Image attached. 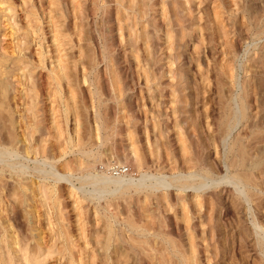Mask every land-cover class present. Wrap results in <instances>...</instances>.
Wrapping results in <instances>:
<instances>
[{
	"label": "rangeland",
	"instance_id": "rangeland-1",
	"mask_svg": "<svg viewBox=\"0 0 264 264\" xmlns=\"http://www.w3.org/2000/svg\"><path fill=\"white\" fill-rule=\"evenodd\" d=\"M0 142V264H264V0H0Z\"/></svg>",
	"mask_w": 264,
	"mask_h": 264
},
{
	"label": "bare ground",
	"instance_id": "bare-ground-1",
	"mask_svg": "<svg viewBox=\"0 0 264 264\" xmlns=\"http://www.w3.org/2000/svg\"><path fill=\"white\" fill-rule=\"evenodd\" d=\"M38 11V10H37ZM48 40V39H47ZM46 49V48H45ZM48 49V48H47ZM46 49V50H47ZM54 52V51H53ZM54 55V54H53ZM62 70V67L60 66V68H58V71H61ZM42 83V82H41ZM44 83V82H43ZM44 88V87H43ZM236 116V115H235ZM237 116H239V115H237ZM237 118V117H236ZM238 119V118H237ZM236 119V120H237ZM230 121V120H229ZM239 121V120H238ZM238 121H236L237 123H238ZM232 124H233V122H232ZM229 126V125H228ZM29 128V127H28ZM232 128H233V126H232ZM231 129V128H230ZM231 131V130H230ZM231 133V132H230ZM31 138V137H30ZM15 141L16 142H18V139H15ZM3 143V142H2ZM1 142H0V169H1V172H4L5 170H6V168H8V169H10V170H14V171H16L17 169H19L20 170V172L21 173H24L25 172V170L27 171V169L29 168V167H31V166H29L28 167V165H26V164H23V162H22V164L20 165H18V162H16L15 161V159L16 158H13V157H16L18 154H19V149L17 150L16 148H13L12 147V145H5V144H2ZM35 149V148H34ZM35 151V150H34ZM28 153H29V151H28ZM39 153H42L43 154V156L44 157H46V147L45 146H42V148H41V151H39ZM240 153L242 154V156H243V151L242 150H240ZM24 155V154H23ZM39 155V154H38ZM32 157V156H31ZM17 158H19V156H17ZM21 158H23L22 156H21ZM251 158V157H250ZM26 159V158H25ZM31 159V158H30ZM37 159V158H36ZM27 160V159H26ZM40 160V159H39ZM259 160V159H258ZM43 161H45L46 162V159L44 158V160ZM43 161H39V163H38V159H37V162H36V160H34V162H36L37 164H38V166L37 167H34V168H37L38 170H39V173L40 172H42V175H43V178H48V177H52V178H54V180H57V179H59L60 177H63L62 176V174H59L58 172H56V170H54L53 168V170L50 168V170L51 171H44L43 169H41V167H43L44 166V164L40 167V163L41 162H43ZM44 162V163H45ZM47 162H48V160H47ZM46 162V164L48 165L49 163H47ZM51 162H52V160H51ZM53 162H55V161H53ZM25 163V162H24ZM28 163V162H27ZM36 164V165H37ZM259 164V161H257V162H254V163H252V164H250L251 166L252 165H255V166H257ZM51 165V164H50ZM249 165V166H250ZM34 166V165H33ZM53 166V165H52ZM251 166L249 167V168H251ZM32 168V167H31ZM40 168V169H39ZM46 168V167H45ZM245 169V168H244ZM31 171H32V169H30ZM38 170H35V171H37L38 172ZM30 172V171H29ZM61 172V171H60ZM14 174V173H13ZM239 174H242V173H239ZM243 175V174H242ZM144 177V176H143ZM152 177V176H151ZM156 178V177H155ZM154 178V179H155ZM51 179V178H50ZM43 180V179H42ZM60 180V179H59ZM109 180H111V181H113V182H122L120 179H114V178H110ZM233 180H234V182H235V184L236 185H243V186H246V182H245V180L243 179V177H241L240 175H235V176H233ZM46 181V180H45ZM50 181V180H49ZM179 181V180H178ZM206 181V180H205ZM247 181V180H246ZM70 182V181H69ZM145 182V181H144ZM163 182H165V185H167L166 184V181H164L163 180ZM112 183V182H111ZM162 182H160L159 184H161ZM169 183V182H168ZM173 183V182H172ZM174 183H175V180H174ZM178 183V182H177ZM217 183V182H216ZM123 184V183H122ZM152 185V184H154V183H149V185ZM159 184H156L155 183V186H157V185H159ZM164 185V184H163ZM170 185V184H169ZM204 185V184H203ZM145 186V188H146V184L144 185ZM148 186V185H147ZM153 186V185H152ZM152 186H148V187H152ZM206 186V185H205ZM137 187V186H136ZM138 187L140 188V185H138ZM143 187V186H142ZM163 187V186H162ZM169 187V186H168ZM171 187V186H170ZM178 187V186H177ZM183 187V186H182ZM158 188V187H157ZM180 188V187H179ZM196 188V187H195ZM200 188H202V187H200ZM205 188V187H204ZM203 188V189H204ZM151 189V188H150ZM153 189V188H152ZM155 189H156V187H155ZM243 191V190H242ZM52 198V197H51ZM5 199V198H4ZM55 211V210H54ZM3 216H0V220H2V221H0V224H1V226H2V228L4 229V230H8V228H10V226L12 227V225H10L11 223H9V225H8V222H11V220L13 219V216H12V214H10L9 212H8V210L7 209H4L3 211ZM113 227V226H112ZM12 230V229H11ZM134 230V229H133ZM260 231V230H259ZM7 233H8V231H7ZM13 235V234H12ZM13 239H14V242L15 243H12L13 245H15V244H18L20 247L19 248H21L22 249V245H21V243H20V241H17L16 239H17V236L16 235H14V237H13ZM115 241V240H114ZM124 246V245H123ZM125 247V246H124ZM20 249V250H21ZM71 255L73 256L74 255V253H73V251L71 252ZM180 255V254H179ZM1 257V256H0ZM116 260H120L119 259V257L116 259ZM73 261V260H72ZM71 264H72V262H71Z\"/></svg>",
	"mask_w": 264,
	"mask_h": 264
}]
</instances>
